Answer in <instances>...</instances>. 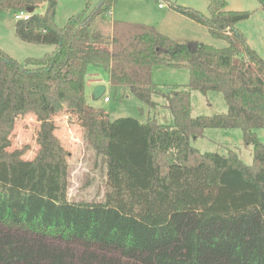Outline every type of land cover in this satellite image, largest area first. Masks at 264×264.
Listing matches in <instances>:
<instances>
[{
    "label": "trees",
    "instance_id": "trees-1",
    "mask_svg": "<svg viewBox=\"0 0 264 264\" xmlns=\"http://www.w3.org/2000/svg\"><path fill=\"white\" fill-rule=\"evenodd\" d=\"M0 0V12L33 11L16 19L24 42L53 45L20 63L0 49V264H264V55L236 27L249 11L208 0V15L172 5L227 42H181L154 26L113 20L111 33L90 31L116 0H99L54 21L56 0ZM264 8V0H259ZM186 67L190 89L220 91L226 111L190 114V92L169 89L172 124L131 116L111 119L85 96L88 65L103 68L111 87L127 86L149 107L159 88L152 66ZM37 121L28 145L10 149L25 115ZM78 125L105 164L101 200H70V155L55 117ZM206 128L240 129L252 163L235 150L201 152L190 138Z\"/></svg>",
    "mask_w": 264,
    "mask_h": 264
},
{
    "label": "rangeland",
    "instance_id": "rangeland-1",
    "mask_svg": "<svg viewBox=\"0 0 264 264\" xmlns=\"http://www.w3.org/2000/svg\"><path fill=\"white\" fill-rule=\"evenodd\" d=\"M90 8L97 7L99 0H88ZM227 8L237 11H249L247 18L236 23L243 33L247 44L260 56L264 55V8L259 0H225ZM162 2L164 7H158ZM46 1L35 8V12L44 11ZM86 0H56L54 21L64 26L68 18L80 13L85 8ZM172 5L191 8L208 15V0H116L110 13L96 17L89 25V30L99 29L103 36L111 33V22L122 20L154 26L159 32L181 42H199L216 47L226 46L227 42L213 37L207 28L182 13ZM19 12V11H18ZM13 12H0V49L13 59L22 63L28 57L39 58L54 47L47 44H32L21 40L14 30L16 20ZM15 19V20H14ZM151 80L159 88L152 96L156 102L149 107L131 93L127 86L111 87L107 72L97 66L88 65L85 83V96L89 104L104 108L111 119L131 116L145 122L155 119L158 123L172 124L173 116L166 106L165 95L169 89H184L190 92V114L212 116L225 112L227 107L220 91L210 90L202 94L190 89L189 71L186 67L173 68L164 64H155L151 70ZM108 97V100H105ZM56 134L68 149L70 200H101L106 188L105 164L101 157L89 145L78 125L68 121L65 115L55 117ZM37 121L32 115L20 117L10 134V149L28 145L25 157L35 154ZM264 138V132L258 131ZM190 144L199 151H217L225 154L235 150L245 164L252 163V146L245 144L240 129L206 128L201 136L190 138Z\"/></svg>",
    "mask_w": 264,
    "mask_h": 264
},
{
    "label": "built area",
    "instance_id": "built-area-1",
    "mask_svg": "<svg viewBox=\"0 0 264 264\" xmlns=\"http://www.w3.org/2000/svg\"><path fill=\"white\" fill-rule=\"evenodd\" d=\"M158 7H164V4L162 2L158 3ZM29 12L27 11H19L17 14H15L16 19H26L29 16ZM105 100H108V97H105Z\"/></svg>",
    "mask_w": 264,
    "mask_h": 264
},
{
    "label": "water",
    "instance_id": "water-1",
    "mask_svg": "<svg viewBox=\"0 0 264 264\" xmlns=\"http://www.w3.org/2000/svg\"><path fill=\"white\" fill-rule=\"evenodd\" d=\"M33 9H34L33 7H29L26 11L31 13L33 11Z\"/></svg>",
    "mask_w": 264,
    "mask_h": 264
},
{
    "label": "crops",
    "instance_id": "crops-1",
    "mask_svg": "<svg viewBox=\"0 0 264 264\" xmlns=\"http://www.w3.org/2000/svg\"><path fill=\"white\" fill-rule=\"evenodd\" d=\"M40 12H43V10L42 11H40ZM14 14V13H13ZM15 20V19H14ZM54 47V46H53Z\"/></svg>",
    "mask_w": 264,
    "mask_h": 264
}]
</instances>
